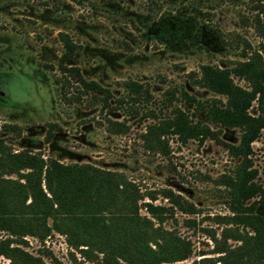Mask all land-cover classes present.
Instances as JSON below:
<instances>
[{"label":"rangeland","instance_id":"rangeland-1","mask_svg":"<svg viewBox=\"0 0 264 264\" xmlns=\"http://www.w3.org/2000/svg\"><path fill=\"white\" fill-rule=\"evenodd\" d=\"M260 2L264 0H0V137L13 151L89 163L134 182L140 193L138 212L189 242L185 258L158 264L216 255L211 235L221 239L223 228L235 227L227 217L228 180L238 168L254 169L252 180L264 191V127L245 159L235 155L225 144L238 143L240 128L208 122L197 109L196 101L223 104L225 96L194 79L200 64L231 66L245 58L243 52L257 48L260 37L251 20ZM197 30L200 38L193 43ZM59 31L76 44L68 62L110 91L106 107L75 81L61 85ZM231 77L248 88L243 78ZM174 107L219 128L222 141H180L165 127L159 142L156 128L144 138L148 125L163 126ZM247 110L257 113L254 99ZM259 200L254 211L264 216V196ZM144 202L171 209L158 222ZM6 236L13 238L10 245L43 264H106L100 252L73 247L54 229L43 236L0 230V239ZM225 240L230 246L239 243ZM8 263L0 254V264Z\"/></svg>","mask_w":264,"mask_h":264},{"label":"trees","instance_id":"trees-1","mask_svg":"<svg viewBox=\"0 0 264 264\" xmlns=\"http://www.w3.org/2000/svg\"><path fill=\"white\" fill-rule=\"evenodd\" d=\"M251 21L260 37L257 48L251 47L247 54L243 52L245 58L236 60L231 66L200 64L199 74L194 79L200 86L225 96L223 104L215 99L204 103L196 101L197 109L203 110L208 122L240 128L238 143L225 145L242 159L250 152V142L264 127V2L256 5ZM58 37L62 50L56 68L66 79L61 85L75 81L78 88L99 97L101 106L106 107L111 95L108 88L84 78L78 66L68 62L76 44L66 32L59 31ZM191 38L197 43L199 30ZM231 74L243 78L248 88L235 83ZM128 84L136 85L135 82ZM253 99L256 114L247 110ZM163 127L169 128L180 141L205 137L222 141L219 128L188 118L178 107L173 108L163 126L148 125L144 138L156 128L159 142ZM49 136L46 135L47 140ZM254 171L238 168L235 177L227 182L231 211L227 217L235 227L223 228L221 239L211 235L217 254L174 264H264V216L254 211L255 203L264 196V191L252 180ZM11 173L18 177H10ZM164 193L172 196L170 190H164ZM254 196L259 199L246 202ZM138 198L137 186L119 172L89 163H65L55 158H43L40 153L27 149L13 151L0 137V230L7 231L8 235L43 236L54 229L64 233L73 247L85 246L79 249L100 252L106 264H158L185 258L190 252L189 242L159 224L154 225L150 217L140 214ZM144 203L150 216L158 222L162 221L163 212L171 209L170 206ZM226 237L239 240V243L230 246ZM11 241L10 236L0 239V254L9 258L8 264H43L20 247L10 245Z\"/></svg>","mask_w":264,"mask_h":264}]
</instances>
